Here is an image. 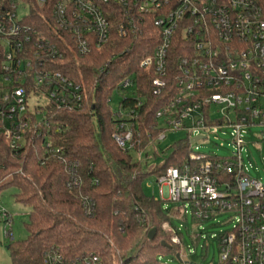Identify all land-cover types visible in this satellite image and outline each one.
<instances>
[{"label":"built area","instance_id":"obj_1","mask_svg":"<svg viewBox=\"0 0 264 264\" xmlns=\"http://www.w3.org/2000/svg\"><path fill=\"white\" fill-rule=\"evenodd\" d=\"M33 10L47 28H37ZM150 26L158 43L139 68L153 75L152 95L168 99L154 115L158 132L151 137L138 126L142 98L132 109L112 110L113 141L141 163L143 152L165 140L166 132H184L187 159L155 177L160 195L189 203L196 222L221 214L233 218L234 227L217 239L219 264H264V183L245 173L240 156L249 134L264 128V0H0V138L13 155L41 140L45 156L63 166L68 189L77 190L79 163L52 144L47 118L50 109L83 110L87 90L54 63L72 51L101 52L113 32L121 39L149 35ZM119 88L128 92L121 101L132 97L134 77H125ZM42 99L45 106L38 103ZM31 100L36 102L30 105ZM211 131L228 133L235 148L231 157L191 150ZM261 134L254 137L262 140ZM143 136L147 144L136 151ZM80 206L86 218L94 217L90 197L80 196ZM1 218L10 222L0 210ZM162 228L172 244L181 245L171 225ZM30 264L102 263L93 254L67 257L51 248Z\"/></svg>","mask_w":264,"mask_h":264},{"label":"trees","instance_id":"obj_2","mask_svg":"<svg viewBox=\"0 0 264 264\" xmlns=\"http://www.w3.org/2000/svg\"><path fill=\"white\" fill-rule=\"evenodd\" d=\"M37 13L32 11L35 24L43 30L46 25L35 17ZM148 32L134 40L130 36L118 38L113 32L101 52L80 56L72 51L54 63L55 70L83 83L87 90L83 110L50 109L47 118V136L52 144L79 163L82 185L77 190L68 189L63 166L55 157L45 156L41 140L13 155L0 138V193L15 188V201L30 210L27 239L9 245L14 264L39 263L43 251L51 248L67 257L93 254L102 264H158L159 254H179V246L171 243L162 228L165 224L172 226L168 213L162 209L161 201L145 195L142 185L169 166L180 167L187 159L188 140L175 143L160 167L147 169L131 154L121 151L112 138L115 122L109 101L113 92L122 97L128 94L119 88V83L130 76L134 77L136 92L133 98L124 96L118 107L132 109L143 98L137 109L138 126L151 137L158 132L154 115L168 99L152 95L153 75L139 68L141 60L151 55L158 43L151 26ZM169 82L171 86V78ZM146 144L143 136L136 151L143 150ZM80 196L95 202L94 217L83 215ZM152 229L156 233L149 240ZM176 235L181 240V234Z\"/></svg>","mask_w":264,"mask_h":264},{"label":"rangeland","instance_id":"obj_3","mask_svg":"<svg viewBox=\"0 0 264 264\" xmlns=\"http://www.w3.org/2000/svg\"><path fill=\"white\" fill-rule=\"evenodd\" d=\"M120 95L113 92L109 101L110 108L115 111L118 108ZM36 102L30 101V105ZM41 106L47 104L46 100H39ZM263 136L262 140L254 135ZM255 133L247 137V145L243 147L240 156L243 159L245 173L254 179L264 183V128H257ZM163 141L155 142L142 154L141 164L149 168L160 167L169 154L172 146L185 139L184 132L165 133ZM257 145L253 144L256 143ZM194 153L214 155L216 157H231L235 152L233 144L229 141V135L225 131H211L207 139L195 142L191 146ZM136 158V157H134ZM143 192L148 197H153L162 202V209L168 213L172 227L176 233L181 234L179 246V259L171 254H159L158 264H219L220 252L217 239L234 227V220L229 214L217 215L209 221L195 222L191 216L189 203L171 202L160 195V187L154 176L148 177L142 185ZM16 189L9 187L0 193V210L10 215V222L0 220V263L10 264L11 251L5 247L12 242H22L28 237L26 225L29 222V208L17 203L14 195ZM6 233L11 237H6Z\"/></svg>","mask_w":264,"mask_h":264},{"label":"water","instance_id":"obj_4","mask_svg":"<svg viewBox=\"0 0 264 264\" xmlns=\"http://www.w3.org/2000/svg\"><path fill=\"white\" fill-rule=\"evenodd\" d=\"M200 139H203V138H201V137H199V138H194V139H192L191 143H193V142H195V141H197V140H200ZM155 233H156V230H155V229H152V230L148 233V238H149V240H152V239L154 238ZM162 245L164 246V243H163ZM6 248L8 249V246H7ZM176 258L179 259V255H176Z\"/></svg>","mask_w":264,"mask_h":264},{"label":"crops","instance_id":"obj_5","mask_svg":"<svg viewBox=\"0 0 264 264\" xmlns=\"http://www.w3.org/2000/svg\"><path fill=\"white\" fill-rule=\"evenodd\" d=\"M164 197V199H166V197L165 196H163Z\"/></svg>","mask_w":264,"mask_h":264}]
</instances>
